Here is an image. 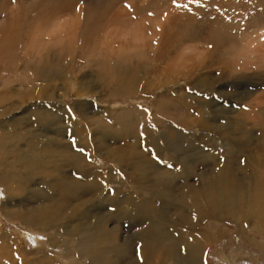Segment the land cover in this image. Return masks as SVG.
<instances>
[{"label":"rangeland","instance_id":"374dc122","mask_svg":"<svg viewBox=\"0 0 264 264\" xmlns=\"http://www.w3.org/2000/svg\"><path fill=\"white\" fill-rule=\"evenodd\" d=\"M116 83L132 89L125 99L116 96ZM27 131L39 147L49 145L62 155L48 160L44 170L52 164L51 176L59 180L62 174L71 179L62 184L78 190L92 168L112 175L104 187L110 191L153 195L135 165L146 157L155 165L156 156L144 143L158 136L163 160L157 170L181 173L187 185H197L202 175L208 182L223 173L236 180L240 165L247 164L257 167L264 186V0H0V136L15 142L6 144L0 159H7L10 149H24V139L14 133ZM145 136L149 141L139 142ZM122 142L126 148L119 147ZM35 151L12 155L21 164L41 157ZM135 152L142 159H130ZM110 153L126 158L117 166ZM171 161L176 169L164 165ZM55 168L60 170L54 173ZM80 171L86 178L78 176ZM49 175H34L11 198L10 207L3 205L7 197L0 185V238L13 235L17 257H25L24 249L37 254L35 259L47 251L55 264L62 251L55 240L62 229L56 228L58 235L49 240L39 227L31 232L21 228L22 219L10 217L15 210L25 216L31 202L32 208L41 207L35 198L43 193L48 200L61 194L57 186H48ZM147 179L153 184V176ZM180 182L177 178L163 186L181 196ZM34 189L40 195L24 202ZM18 198L22 203H16ZM100 198L87 202L94 205L86 203V217L77 212L72 223L87 218L91 226L101 220L118 232V239L132 242L137 225L110 215L113 206L107 212L105 195ZM254 203L264 207L261 196ZM240 226L218 216L196 225L198 233L218 235L204 253L207 264H264L256 246L264 245V237L249 229L242 236ZM72 256L78 260L75 252ZM66 263L80 264L73 258Z\"/></svg>","mask_w":264,"mask_h":264},{"label":"bare ground","instance_id":"6f19581e","mask_svg":"<svg viewBox=\"0 0 264 264\" xmlns=\"http://www.w3.org/2000/svg\"><path fill=\"white\" fill-rule=\"evenodd\" d=\"M43 33H46V30ZM28 57H30V55ZM35 64L32 65L35 66ZM117 87L118 89L115 90V94L123 99H125V97L132 91V89L124 88L123 86H120V84H118ZM18 93L19 96L23 94L21 91H18ZM2 131L5 130H1V132ZM14 134L16 139L19 137L24 139V149H20V147L18 149H10V153L6 156L7 159L2 157L0 159V185L5 189L7 197V200L3 205L5 204L8 207L13 205L11 204V198L13 196L18 197L23 190L24 184L31 182L30 180L34 175H42L43 173L50 172V175L48 176L49 182H47L48 186L52 189L57 186V188L61 190V194L59 196L54 195L48 200L44 193L40 195L38 194V189H34L35 192L32 193V196L25 198L24 202L28 203L34 201V197L40 195L35 199L38 200L40 204L42 201L41 207H39V205L36 208H32L34 202H31L27 204L30 212L26 213L25 216L20 214L21 212L15 210L10 213V217L22 219L23 222L19 221L22 223L21 228H28L31 232L36 231V228L39 227L40 232L47 234L49 240L53 234L58 235L56 228L62 229V235L59 234L61 238H56L55 240L56 244L54 246L62 249L59 257H55L57 259L55 264H67L66 260L72 258L75 259L76 262H80V264L83 262L85 264H179L181 261H184L185 264H207L206 258H204V253H206L205 251L209 249L208 247L213 241H215L218 235L214 236L211 234L198 233L195 228L197 224L207 218L216 220V216L241 225L239 231L242 236H245L244 234L247 233L249 229V231L251 230V233L253 232V234L255 233L264 237V207L254 203V200L260 196L264 201V186L257 178V176H260L257 167L253 168L251 166L252 168H250L247 164H241V176L236 180L233 175L223 173L216 174L212 178V181L208 182L203 179L205 175H202L199 177L197 185L190 186L184 181V178H182L183 174L181 173H163L160 172V168L157 170L156 164L158 160H163L159 157L160 151L158 149L161 147L157 148V145H162V141L160 142L162 136H158L160 139L148 137L151 139L150 141L145 136L146 139H139V142L144 143L149 141L144 144H146L148 148L153 151V154H155L156 159H153L155 165H152L148 157L143 160H136V158L142 159L143 154H141V152H135L132 156H128L131 157L130 159L134 158V160H136L137 165L135 166L137 168L140 167L138 170L139 173L142 172L144 174L143 176L146 177L144 178L146 182H143L145 183V187L141 184L140 185L146 190L150 189L151 191H154L153 195L145 197L137 194H122L123 192L118 189L110 191L104 187L110 184L111 179L113 180L112 175L109 176L107 170L100 169L101 172H98L100 171L99 169L93 171L92 168L89 169L90 178H86V173L83 174L82 171L79 172L78 176H80L81 179L86 178V181L84 180V187L82 190L80 189V194V190L77 188L71 186L67 187L62 184L64 182H70L71 179H67L62 176V174H59L61 177L59 180H56V178L51 176L54 171H52V164L51 168L44 170L48 160L52 159L53 161V159H55L57 161L59 160L58 157L60 158L62 155H55L53 153V148L49 145L44 146L42 144V146L39 147L40 143L35 141L33 136L29 135V131L23 134ZM153 135L154 132H152V137ZM2 136H0V153L3 156L6 144H9L11 147L15 142L7 138H1ZM4 139L6 140L4 141ZM137 144L138 143H136V145ZM123 145L124 143L122 142L119 147ZM150 146H154L155 148ZM123 147L126 148L127 146L124 145ZM27 149L30 151L37 150L38 152H35L40 154L41 157L30 160H26L25 158V161L18 164L16 161L17 156L14 158L12 154L18 155V153H23L27 156L29 155L25 154V151H28ZM49 151L51 153H49ZM59 153L62 154V150ZM107 155L110 159L115 160L117 166L121 165V162L126 158L125 153H110ZM11 158H13V160H11ZM3 160L8 161L3 163ZM71 160H73V162L78 161V159ZM164 165L170 169L177 168L172 161L170 163L165 162ZM58 169L59 168H55L54 173L58 172ZM133 169L134 168H132V170ZM149 175L154 177L153 184L147 179V176ZM217 175L220 179L217 178ZM22 177H25V179H22ZM177 178L181 181L178 184L180 185V191L178 194L181 196H178L175 193L173 195V192L167 187V185L163 186L164 182ZM234 180L237 185L232 183ZM205 181L206 184H204ZM229 182H231V184ZM138 188L140 187L138 186ZM45 191H47V189ZM103 195H105V199L108 201L107 208L105 207L106 211L108 212L110 207L112 209V206L114 208L110 215L114 214L115 216L113 215V217L120 218L122 222L128 221L127 224L133 222L137 225L136 229L132 230L135 231L132 242L124 237L118 239V232L110 231L109 227L107 228L108 223L104 225L101 220L92 222L91 226L86 225V222H84L87 218H82L81 221L78 220L75 224L72 223V218L77 216L78 213H81V215L86 217V212L83 211L84 207H86L85 205L93 204L87 202H90L91 199L103 198ZM247 195L249 198L248 200H245ZM166 197H170L168 203H164ZM20 199L18 198L16 203H22ZM156 200L160 202L159 208L157 207ZM93 205H91V207H93ZM110 217L112 216H109V218ZM12 236L7 233L3 235L5 240L0 238V243L2 248H4L0 251L1 262L4 264H53L50 259L52 256L47 251L45 254H40L38 259H35L37 254H32L28 249H24V251H22L24 252L23 255L25 257H17L16 251L14 254L11 249V246L15 245V241L12 240V242H10ZM60 240H62V243H60ZM262 241L264 242V240ZM37 243L42 244V241H38ZM131 245H133V248ZM256 246L264 255V245L256 243ZM68 247H73V250H68ZM50 251L53 250L51 249ZM131 251H134V254H136H133L135 256L133 259L128 258ZM53 252L57 253V251ZM72 252L76 253L78 260L76 257L72 256ZM182 258L184 260H182ZM236 258L238 257L236 256ZM236 263L238 264V262Z\"/></svg>","mask_w":264,"mask_h":264},{"label":"snow or ice","instance_id":"6c2138e0","mask_svg":"<svg viewBox=\"0 0 264 264\" xmlns=\"http://www.w3.org/2000/svg\"><path fill=\"white\" fill-rule=\"evenodd\" d=\"M173 3H175V0H173ZM149 15H152L151 13H149ZM209 46H211V45H209ZM0 195H2V193H0ZM247 226V225H246Z\"/></svg>","mask_w":264,"mask_h":264}]
</instances>
